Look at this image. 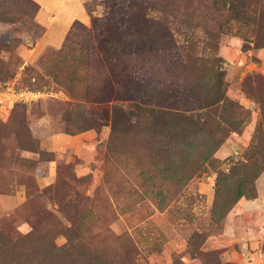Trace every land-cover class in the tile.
<instances>
[{
	"label": "rangeland",
	"instance_id": "obj_1",
	"mask_svg": "<svg viewBox=\"0 0 264 264\" xmlns=\"http://www.w3.org/2000/svg\"><path fill=\"white\" fill-rule=\"evenodd\" d=\"M0 100V264H264V0H0Z\"/></svg>",
	"mask_w": 264,
	"mask_h": 264
},
{
	"label": "trees",
	"instance_id": "obj_2",
	"mask_svg": "<svg viewBox=\"0 0 264 264\" xmlns=\"http://www.w3.org/2000/svg\"><path fill=\"white\" fill-rule=\"evenodd\" d=\"M229 3H230V4H233V1H230ZM231 10H232V11L234 12V14H235V16H234L232 19H244V20H247V21H252V22H254L255 17H254L253 15H251L249 12L245 11V9L242 8V4H237V5L232 6V7H231ZM109 51H110L109 48L105 51V53H104V57H105V59H108ZM224 100H225V99H224V97L222 96L221 99H220V101H223V102H224ZM231 106H233V105L231 104ZM116 111H117V112H118V111H121V108H119V107H115V108L113 109V118H112V120H111V116H110V117L107 119V121H106V122H108V124H110L112 127H115V124H116V122H115V117H114ZM103 119H104V118H103L102 115H100V116L98 115V117H97V120H98V121H99V120H102V121H103ZM253 145H254V144H253ZM254 148H255V146H254ZM258 155H260V157H261L260 159H261V160L264 159V147L260 149V154H258ZM241 196H242V194H236V195H235V198H234L232 201H234V200L240 198ZM250 196H251V197H254L253 194H251ZM70 231H71L72 236L78 235V232H79V231H78V228H77V230L71 228ZM79 245H80L79 249L82 248V250H84L85 248H86V249H89V247H90L89 244L84 243V242H80ZM79 249H78V251H76V253H75L74 264H102V263H103L102 260H101V258H98V255H96V254H95V256H93V257L79 256V252H80ZM119 264H133V260L131 261V258H130V257H126V258H124V261L119 260Z\"/></svg>",
	"mask_w": 264,
	"mask_h": 264
},
{
	"label": "built area",
	"instance_id": "obj_3",
	"mask_svg": "<svg viewBox=\"0 0 264 264\" xmlns=\"http://www.w3.org/2000/svg\"><path fill=\"white\" fill-rule=\"evenodd\" d=\"M3 94L6 95L7 98H9V102H7L8 100L6 101L7 103H9V107H12L13 104L18 101L32 100L37 95L36 92L28 91V90H17L15 89L14 86H10V85L6 86V88L3 89L1 96H3ZM3 100H6V98Z\"/></svg>",
	"mask_w": 264,
	"mask_h": 264
},
{
	"label": "crops",
	"instance_id": "obj_4",
	"mask_svg": "<svg viewBox=\"0 0 264 264\" xmlns=\"http://www.w3.org/2000/svg\"><path fill=\"white\" fill-rule=\"evenodd\" d=\"M261 232H262V230H261ZM250 234L249 233H247V236H249Z\"/></svg>",
	"mask_w": 264,
	"mask_h": 264
}]
</instances>
